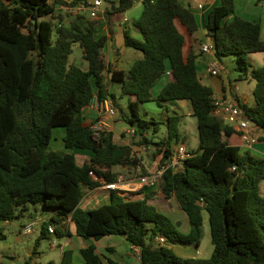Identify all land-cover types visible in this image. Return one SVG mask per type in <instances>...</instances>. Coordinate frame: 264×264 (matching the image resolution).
Here are the masks:
<instances>
[{"label": "trees", "instance_id": "obj_1", "mask_svg": "<svg viewBox=\"0 0 264 264\" xmlns=\"http://www.w3.org/2000/svg\"><path fill=\"white\" fill-rule=\"evenodd\" d=\"M106 1L113 13L134 5L133 0ZM62 4L63 0H0V239H5L4 223L40 204L53 213L41 224L34 251L39 239L50 234V225L54 228L50 235L56 238L72 232L95 241L123 236L139 248L140 264H264V196L259 187L264 158L224 140L235 130L215 116L214 91L198 77L196 62L203 52L197 48L201 40L194 35L199 24L191 9L178 0H144L133 22L141 39L124 32V45L141 57L127 70H115L103 62L106 37H96V22L76 15L68 24L62 23L56 10ZM233 12L234 0H219L203 20L204 33L212 42L215 59L235 55L238 77L255 80L254 106L241 107L245 117L264 132V67L249 70L246 59L249 53L264 50L261 23L236 15L227 21ZM74 44L82 50L86 69L70 62ZM166 71L170 81L153 96L154 83ZM107 82L118 84L120 97L126 98L127 113L120 110L122 121L135 129L139 145H154L153 156L161 154V164L179 141L178 117L168 116L163 123L165 136L153 142L146 134L156 135L162 122L143 119L138 105L189 103L196 119L198 153L189 154L181 171L166 169L158 186L187 216V233L149 204L148 194L128 199L111 191L108 203L89 210L79 207L86 190L117 182L116 167H127L138 177L147 174L130 145L116 143L111 132L94 136L92 123L85 121L84 110L95 96L110 97L115 103ZM54 128L65 130L62 142L70 151L49 149ZM74 149L91 155L79 156ZM204 212L211 256L176 255L172 244L200 245ZM157 236L164 238L158 246ZM79 252L85 264H103L94 244ZM106 262L129 264L108 258ZM59 264H72L71 253L64 254Z\"/></svg>", "mask_w": 264, "mask_h": 264}, {"label": "rangeland", "instance_id": "obj_2", "mask_svg": "<svg viewBox=\"0 0 264 264\" xmlns=\"http://www.w3.org/2000/svg\"><path fill=\"white\" fill-rule=\"evenodd\" d=\"M192 1L193 0H189V2ZM141 7H142L141 4L136 3L133 5L132 8H130L126 12L110 13L111 14L110 19L111 21L113 20L112 22L114 24H116L120 20H122L124 16L129 17L130 15L134 14L136 11H139ZM100 8L101 10L108 9L109 8L108 1L102 0V5ZM233 13L234 14L236 13L237 16L239 15V17H243V19L249 21H259L261 23L260 38L264 43V0L259 3H256V0H234ZM60 14L62 16L60 20H62V23L64 24H68L70 21H72L75 18L74 15L68 13L60 12ZM86 16L87 18L89 17L88 14ZM101 16L102 15H99L98 17L100 18ZM55 22H57V20ZM198 39L201 40V43L197 45L198 51H200L202 47V43L205 41V39L204 37L202 38L199 37ZM129 50L131 52H134L131 48H129ZM235 58H236L235 55H229L222 57L221 60H219V63L224 68V71L221 72L220 76L224 78V76L227 75L231 85V92L236 93L238 96L244 97L246 99V105L248 107H252L255 104L254 97L252 94L253 88L255 86V80H253L251 77H247V78L238 77V73L235 70L236 68ZM69 59L70 62L77 64L82 69L87 68V64L82 58V50L78 44L73 45L72 54L70 55ZM246 59L250 65L249 70L264 67V50L254 53H249L248 55H246ZM213 80L214 77L212 79L208 77V78H203L202 82L206 85L214 87ZM165 83H167V77L166 75H162L153 85L151 92L153 94H156L164 86ZM225 84H227L226 80H225ZM109 87H110V91L115 95V106L117 108V115L111 125V131H112L116 123L122 122L120 110H122L123 113H127V107H126V98L124 97L122 98L119 95L118 84H114V85L110 84ZM138 110L143 119L146 120L153 119L162 122L160 126V130L156 135H153L151 131H148L146 134L147 138L152 140L153 142L158 141L160 138H163L165 136L166 129L163 123L166 121L167 117L177 116L180 137L177 144L174 145L175 148H177L179 144L183 143L185 148L188 150L189 154L198 153L196 119L191 115V111L190 112L182 111L180 109H177L173 105H170L167 102L165 103L163 102L160 105H158V103L155 101H149L143 104H139ZM63 130H64L63 128L52 129L51 141L49 144L50 150L56 152L70 151L64 148L62 142V135L64 134ZM139 139L140 138L137 136L133 138H129L130 143L133 147H137V145H139ZM243 151L244 149L242 150V152ZM153 152L155 151H154V145L152 144L150 145V149L147 150L146 153L140 154L139 155L140 157L137 156V158H142V160L145 161L144 164H147L154 160ZM134 155L136 154L134 153ZM258 157L263 158L261 154L258 155ZM78 158L79 160L83 159L82 157H78ZM118 172L122 173L123 171H118ZM126 176L134 177L137 175L135 171L130 170L128 171V173H126ZM260 189L262 195H264V180H262L260 184ZM52 213H53L52 209L44 208L40 204H37L35 206L31 205L30 211L28 213H25L19 218L13 219L12 221L8 222V224H6L3 227L5 239H0V264H59L61 258L60 244L63 243L62 238H56V237L41 238L39 239L38 242L39 244L34 251V245L37 240V236L40 235L41 225L37 223L35 227V231L29 235H23L21 234L20 231L24 223L25 224L30 223L32 221H35L36 219H40L43 216L47 217ZM165 215L169 217L171 220L175 219V216H171V215L169 216L167 214ZM179 215L180 217L186 216L183 211H181ZM203 215L206 220L204 222L200 245L197 248L194 246H184V247H188V249L194 253L195 257L199 259H208L212 254L213 245L210 240L208 216L205 212L203 213ZM178 230L181 233H184L183 227L178 228ZM121 237L122 236L120 235H110V237L108 238L101 239L98 243V247H99L98 249L100 253H102L103 255H109L105 249L106 245L109 244L113 238H121ZM52 242H54L55 244L54 246L51 245ZM117 247H118L117 251L115 252V254H113L114 259L118 261L135 264L133 260L127 258L124 255L125 252L124 245H119ZM175 254L179 256V254H177L176 252ZM71 262L72 264L82 262V258L77 250L74 251V253L71 255Z\"/></svg>", "mask_w": 264, "mask_h": 264}, {"label": "crops", "instance_id": "obj_3", "mask_svg": "<svg viewBox=\"0 0 264 264\" xmlns=\"http://www.w3.org/2000/svg\"><path fill=\"white\" fill-rule=\"evenodd\" d=\"M88 1H91V0H86V2H88ZM193 1L189 2V0H178V2L182 6H184L185 8H190L192 13H194L196 20L199 24V30L196 32L194 37L196 39H198L199 37L200 38L204 37L205 41L202 43V44H204L209 38L205 36V33H204L205 31H204V27H203V22H204L203 20L207 16L208 12L213 7L219 5V0H193ZM137 3L141 4V6H142L141 2H137ZM134 4H136V3H134ZM197 4H202L203 8L198 9ZM141 12H142V7L139 11H136L134 14L130 15L129 17L124 16L122 18V20H120L118 23L114 24L112 22L113 20L111 21V19H110V15H111L110 13H113V10H112L111 5L109 3V8L106 10H103V9L101 10V8H100V12L98 13L97 17L94 19V21L96 22V25H95L96 37H99L102 35H104L106 37V43L102 49V59L104 60V63L106 65H111L112 68L115 70H127L134 63L135 60H137L141 57V53L139 51H136V50L131 48L134 51V52H131L129 50V47H126L124 45V32H127L131 37H133L135 39H141L140 30L133 25L134 20L141 14ZM99 15H102V16L99 18L98 17ZM234 15L237 16L236 13L235 14L232 13V14L228 15L226 17V20L227 21L232 20ZM85 17L87 18L86 15H85ZM124 18L127 19L126 22H124ZM241 18H243V17H241ZM87 19L91 20L89 17ZM187 42L190 44L191 38H187ZM187 48H188V46L185 47V52H186ZM213 60H216L217 62H219V60L215 59L214 55L210 54V53H204L203 52L198 57L196 65H197V69H198V77L200 78L201 82H202L203 78L209 77L212 79L214 77V80H213L214 87H211V86L210 87L214 91L215 98H219V97L232 98L240 106L246 105V99L244 97L238 96L236 93L231 92V85H230V81L228 80L227 75H225L224 78L222 76L215 77V76L208 75L207 70H206L207 65ZM163 75H166L167 82L170 81L169 71H166V73H164ZM225 80H226L227 84H225ZM110 84L114 85L115 83L107 82V88L109 89V91H110V87H109ZM158 92L156 94L152 93L153 96H156L158 94ZM119 95H120V87H119ZM161 103H163V102H161ZM167 103H169L170 105H173L174 107H176L177 109H180L182 111H188V112L191 111L190 105L188 106L189 103L186 101H173V102H167ZM97 114H98L97 111L93 107H91V106L86 107L84 110L85 121L87 123H93L97 117ZM128 126L129 125H127L124 121L118 122L114 125L113 130L110 131L112 133L114 141L116 143H119V144L130 145L132 148V152H133V154L134 153L136 154L135 155L136 157L139 156L140 154L146 153V152L141 151V149H140L141 145H137V147H133L131 145L129 138L126 137L125 134L123 133L125 128ZM63 131L65 132V130H63ZM247 131L250 134V136H252L258 140V142L255 145H253L250 149L243 146L242 141L239 137V132H237V131H235V133H233L231 136L224 138V140H226L229 145L239 147L240 151H242L244 149V151L245 150L250 151V153L254 156H258L260 154L262 155V152L264 150V141L260 140V138L264 136V132L262 130L258 129L255 126V124L252 122L250 123ZM74 152L78 153L79 156H82L85 158H89L91 155V153L89 151H85V150H75L74 149ZM153 157H154V160L147 163V164H144L145 161L142 160V158H139L140 164L145 169L147 174L153 173L156 170L157 155H154ZM115 170L116 171H123L122 173L119 174V177L123 178V180L125 182V188L128 190H131V191L124 193L125 198L141 199L144 197V195L148 194L149 195V199H148L149 204L156 207L157 210L162 212L163 214H167L169 216L170 215L175 216V219L172 221L175 223H178V228L183 227L184 233H187L189 231L188 218H187V216L180 217L179 214L181 213V209L178 206V203L176 202V200L174 198H170V199L165 198L161 194L159 188L142 186V184L138 181L140 176L139 177L138 176H134V177L126 176V173H128V171H130L127 167L119 166ZM145 187H147V188L144 189ZM259 187H260V185H259ZM260 193H261V189H260ZM110 194H111V191L105 190L103 188V186H100V187L93 189V190H86L85 195L79 204V207L83 210H89V209L96 208L102 204H106L110 201ZM47 219H48V217L43 216L40 219H36L35 221H32V222H37L41 225L44 221H47ZM205 220L206 219L203 215L202 232H203ZM6 224H8V222L4 223L3 225L5 226ZM24 225H26V224L24 223L22 225V227ZM47 236L51 237V238L55 237V236H52L50 234H48ZM38 237L39 236H37V239H38ZM108 237H110V235L105 236L103 238H108ZM103 238H101V239H103ZM101 239H99L97 241H95L94 239H84V238L76 236L72 232L71 236H69V237L66 236V237L62 238L63 243L60 244V255H61L60 260L62 259V256L64 254H66L67 252H70L72 255L74 253V251L77 250L79 255H80V252H79L80 249L84 248L90 244H94L97 252L99 254L103 255L102 253H100V251L98 249L99 248L98 243ZM119 245L125 246L124 255L127 258L133 260L135 262V264H140V261L136 259L133 251L130 249L131 244H129L123 236L121 238H113L110 241V243L106 245L105 249L109 255H103L102 256L103 264H107L106 258L111 259V260L116 261V262H120V263H129V262H123V261H118V260L114 259L113 254H115V252L117 251V248H118L117 246H119ZM170 247L172 248V250L174 252L179 254V256H181V257H195L194 253L192 251H190L188 249V247H184V246L176 245V244H172V245H170ZM74 264H85V263L82 259V262H78V263H74ZM129 264H132V263H129Z\"/></svg>", "mask_w": 264, "mask_h": 264}, {"label": "built area", "instance_id": "obj_4", "mask_svg": "<svg viewBox=\"0 0 264 264\" xmlns=\"http://www.w3.org/2000/svg\"><path fill=\"white\" fill-rule=\"evenodd\" d=\"M144 0H133V3L143 2ZM102 5V0H91V1H75V0H63V4L56 7L58 12L68 13L71 15H87L91 20H94L98 13L100 12V7ZM198 9H202V4H197ZM127 19L124 18V22ZM201 51L204 53L213 54V45L210 39H208L204 44H202ZM207 73L210 76L218 77L221 72L224 71L223 66L216 60L211 61L207 65ZM214 114L223 120V122L232 127L235 131L239 132V137L242 141L244 147L250 149L255 145L258 140L248 133L247 129L251 123V120L247 119L244 115L242 107L232 98L219 97L214 100ZM97 111V117L95 121L91 124L90 129L94 136H99L103 132H110L113 120L117 115V108L115 103L110 97L103 100H98L95 96L90 105ZM126 137H135V129L132 126H128L123 131ZM176 145V144H175ZM140 149L142 152H147L150 146L141 145ZM162 155L157 154L156 160V170L153 173H148L146 175L140 176L138 181L142 186L156 187L158 188L161 176L163 172L170 168L173 171H181L185 166V160L189 157V153L185 146L181 143L172 149L171 154L165 159L161 164ZM262 157L264 158V150L262 152ZM92 174V173H90ZM103 188L105 190L117 191L120 196H124L126 192L131 191L125 188V182L122 177H118L117 182L114 183H103ZM37 222H30L21 228V234L29 235L35 231ZM52 226L48 227V232L51 234L54 231ZM164 238L157 236L154 238V244L156 246L162 244ZM54 246V242L51 243ZM130 249L133 251L134 256L137 260H140V250L138 247L131 245Z\"/></svg>", "mask_w": 264, "mask_h": 264}, {"label": "water", "instance_id": "obj_5", "mask_svg": "<svg viewBox=\"0 0 264 264\" xmlns=\"http://www.w3.org/2000/svg\"><path fill=\"white\" fill-rule=\"evenodd\" d=\"M33 22H35V19H33ZM252 123H254L253 121H251Z\"/></svg>", "mask_w": 264, "mask_h": 264}]
</instances>
